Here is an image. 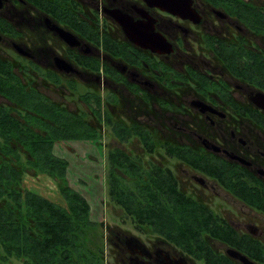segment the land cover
Instances as JSON below:
<instances>
[{"label": "flooded vegetation", "instance_id": "1", "mask_svg": "<svg viewBox=\"0 0 264 264\" xmlns=\"http://www.w3.org/2000/svg\"><path fill=\"white\" fill-rule=\"evenodd\" d=\"M32 92L96 136L53 153L90 205V233L103 223L70 178L75 146L102 162V217L122 223L104 226L106 264H264V0H0V155L26 156L3 147L17 149L13 120L32 121L19 103ZM118 157L126 173L110 176ZM61 184L29 169L22 189L64 206Z\"/></svg>", "mask_w": 264, "mask_h": 264}, {"label": "trees", "instance_id": "2", "mask_svg": "<svg viewBox=\"0 0 264 264\" xmlns=\"http://www.w3.org/2000/svg\"><path fill=\"white\" fill-rule=\"evenodd\" d=\"M42 99L41 94L32 92L28 93L27 101L19 102L24 107L20 110L29 113V120L32 121L23 126L20 121L13 120L17 149L9 145L3 147L13 151L23 149L26 156L20 151L12 156L0 155V245L4 251L0 264H7L11 258L22 264H99L96 255L81 247L85 230L94 226L90 205L67 185L69 164L53 153L56 140L95 139L96 136L88 134L93 131L92 127L78 122L74 114L55 105L44 106ZM44 119L50 121L49 134L42 135L29 128V125L38 126ZM24 132L29 133L28 138L20 135ZM123 163L122 157L115 158L110 176L116 175V169L125 174ZM29 169L36 175H46L62 183L60 191L64 206L22 189ZM123 179H112L114 186L110 184L111 194L115 195L121 207L138 218L141 204L125 202L123 194H126V185ZM133 181L138 185L137 179ZM133 198L137 200L140 195H133ZM133 223L139 224L140 221L134 220ZM149 223L154 224L156 220Z\"/></svg>", "mask_w": 264, "mask_h": 264}, {"label": "rangeland", "instance_id": "3", "mask_svg": "<svg viewBox=\"0 0 264 264\" xmlns=\"http://www.w3.org/2000/svg\"><path fill=\"white\" fill-rule=\"evenodd\" d=\"M78 148V151L80 153L81 159L71 158L73 167L70 174V178L72 181L79 180L82 184L84 183L87 186L91 187V192H85L89 199H93L96 202V205L94 206L93 211V217L96 221H102L103 225L99 226V230L93 231L90 233L91 228H88L85 230V236H84V242L86 248L91 249V252L93 255H96L99 261V264H106L107 262V248H106V241H105V235L106 230L104 228L105 224H122L117 216H112L109 212L108 207H106V210H103V217H102V208L103 205H100L101 199L106 200V186L104 181V174L103 171H101L100 165L94 166L91 162L87 161L85 158L84 153L89 152L88 146H75ZM71 157V156H70ZM83 158L85 159V162H83ZM77 162V163H76ZM76 164H80L81 167H76ZM106 164V163H105ZM83 167V168H82ZM93 168V169H92ZM87 172V174L85 173ZM97 178H92L91 175H93ZM98 175V176H97ZM83 184V185H84ZM91 195V196H90ZM92 206V205H91ZM92 206V207H93ZM107 216V217H106ZM126 228H131V226H126ZM87 235H90L89 238H87ZM3 253L0 251V256H2ZM8 264H22L21 261L16 260L14 258L9 259Z\"/></svg>", "mask_w": 264, "mask_h": 264}]
</instances>
